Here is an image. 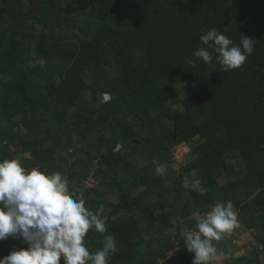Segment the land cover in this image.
Masks as SVG:
<instances>
[{
  "label": "trees",
  "instance_id": "trees-1",
  "mask_svg": "<svg viewBox=\"0 0 264 264\" xmlns=\"http://www.w3.org/2000/svg\"><path fill=\"white\" fill-rule=\"evenodd\" d=\"M210 29L253 39V53L228 72L215 53L196 60ZM197 136L202 153L172 171L173 150ZM4 159L60 172L73 197L87 185L86 207L108 220L84 244L113 237L108 264L157 263L196 212L227 201L264 244V0H0ZM27 247L9 237L0 259Z\"/></svg>",
  "mask_w": 264,
  "mask_h": 264
},
{
  "label": "clouds",
  "instance_id": "clouds-1",
  "mask_svg": "<svg viewBox=\"0 0 264 264\" xmlns=\"http://www.w3.org/2000/svg\"><path fill=\"white\" fill-rule=\"evenodd\" d=\"M241 36V46H236L223 33L210 29L200 36L204 47L198 48L194 57L211 64L215 53L223 71L238 69L254 51L253 39ZM196 60L190 58L186 62L193 65ZM110 99L109 93L102 94V102ZM152 163L157 175L165 173L166 165L158 160ZM185 186L203 191L198 179H185ZM103 212V205L93 212L83 198L70 195L69 182L60 172L27 170L19 159L0 160V241L11 237L28 246L10 252L0 259V264H60L62 258L64 264H108L116 251L113 237L108 236L96 252L90 253L84 244L90 229L106 231L108 217ZM238 221L232 202L227 201L216 203L198 216L193 230L185 228L181 235L187 251L194 253L192 264H209L216 255L213 241H220L238 228Z\"/></svg>",
  "mask_w": 264,
  "mask_h": 264
},
{
  "label": "crops",
  "instance_id": "crops-1",
  "mask_svg": "<svg viewBox=\"0 0 264 264\" xmlns=\"http://www.w3.org/2000/svg\"><path fill=\"white\" fill-rule=\"evenodd\" d=\"M221 181V180H220ZM202 215L199 212L194 217ZM239 227L235 229V236L225 234L220 241H213L216 247V255L209 261V264H250L249 259L252 257V244L258 240V234L255 229H248L244 224L238 221ZM235 240H239L237 244ZM190 255V254H189ZM193 261L192 254L189 256ZM177 264H184L181 259Z\"/></svg>",
  "mask_w": 264,
  "mask_h": 264
},
{
  "label": "built area",
  "instance_id": "built-area-1",
  "mask_svg": "<svg viewBox=\"0 0 264 264\" xmlns=\"http://www.w3.org/2000/svg\"><path fill=\"white\" fill-rule=\"evenodd\" d=\"M86 189L87 185L84 184L80 188H77L76 191L73 193L75 198H83L86 197ZM82 194V195H81ZM237 213V219L239 220V213ZM231 236L235 235V230H233L231 233H228ZM237 244H240L239 240H235ZM187 251L186 245L184 244V239H176L174 241V245L172 249L168 252V255L165 257H162L158 260L155 264H168L171 262L175 257H179L181 254L185 253ZM252 251H255L261 264H264V244H262L260 241H254L252 244Z\"/></svg>",
  "mask_w": 264,
  "mask_h": 264
},
{
  "label": "rangeland",
  "instance_id": "rangeland-1",
  "mask_svg": "<svg viewBox=\"0 0 264 264\" xmlns=\"http://www.w3.org/2000/svg\"><path fill=\"white\" fill-rule=\"evenodd\" d=\"M182 150L184 152H181ZM191 150H192V147L189 146V144H183L177 148V152L174 154V157L177 159V161L176 163L172 165V168H173L172 171L177 172L182 167L183 164L187 163V161L190 160ZM26 156L28 157L29 154H26ZM223 183H224V180L222 179L220 181V184H223ZM196 218L198 219V216ZM185 253H190V252L186 251Z\"/></svg>",
  "mask_w": 264,
  "mask_h": 264
},
{
  "label": "water",
  "instance_id": "water-1",
  "mask_svg": "<svg viewBox=\"0 0 264 264\" xmlns=\"http://www.w3.org/2000/svg\"><path fill=\"white\" fill-rule=\"evenodd\" d=\"M197 140H198V136L195 137V138L189 143V146L194 145V144L197 142ZM177 148H178V147H176V148L173 150V153H174V154L177 152ZM191 151H193L194 153H198V154H201V153H202V152H201L200 150H198L197 148H194V149L191 150ZM176 161H177V159L174 157V159L171 161L170 165H173L174 163H176Z\"/></svg>",
  "mask_w": 264,
  "mask_h": 264
},
{
  "label": "bare ground",
  "instance_id": "bare-ground-1",
  "mask_svg": "<svg viewBox=\"0 0 264 264\" xmlns=\"http://www.w3.org/2000/svg\"><path fill=\"white\" fill-rule=\"evenodd\" d=\"M181 152H184V151L182 150ZM181 152H180V153H181Z\"/></svg>",
  "mask_w": 264,
  "mask_h": 264
}]
</instances>
